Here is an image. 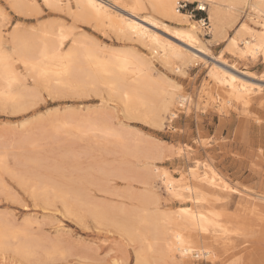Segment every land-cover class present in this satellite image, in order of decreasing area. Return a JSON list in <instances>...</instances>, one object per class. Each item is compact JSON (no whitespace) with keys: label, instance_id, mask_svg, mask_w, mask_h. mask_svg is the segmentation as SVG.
Here are the masks:
<instances>
[{"label":"bare ground","instance_id":"obj_1","mask_svg":"<svg viewBox=\"0 0 264 264\" xmlns=\"http://www.w3.org/2000/svg\"><path fill=\"white\" fill-rule=\"evenodd\" d=\"M4 1L8 6L15 5L10 8L18 15L40 14L35 0ZM41 1L50 10L64 12L72 22H38L39 25L34 29L24 28L23 24L18 22L13 24L7 36L0 30V110H11L15 113L27 110L36 112L45 97L55 99L73 97L81 100L91 98L93 95L100 97L99 106H102L105 112H101L102 109L93 112L94 108L90 109L91 111L87 108L89 111L86 109V114L83 111L81 114L79 109V112L70 114L67 112L68 107L67 111L60 113L58 111L48 114L47 111L48 116L39 117L31 125L28 124L32 120L28 123L25 121L26 125L20 122L21 128L25 127L20 138H11L5 144L0 141V193L12 201H17V193L10 189L7 177L28 194L34 201L32 202L36 203L35 206L39 205L45 210H57L59 204L67 217L74 218L81 225L85 224L87 218H91L96 227H110L122 239L135 244V261L143 264L158 262L196 264L194 260L211 256L214 247H226L231 241L228 242L229 235L239 228L245 227L244 229L249 231L251 226L247 229L246 219L239 218L240 216L236 223L238 229L233 227L232 222L238 220L235 216L237 212L234 214L227 212L224 208V198L229 190L234 191V188L212 164L195 160L193 165L179 171L177 176H173L167 168H157L153 160L160 158L163 148L158 146L154 149L155 153L145 150L142 147V138L119 129L120 122L117 125L112 122L113 118L108 114L110 110L106 107L109 100L114 101L120 105L124 118L161 129L166 114H170L171 118L177 115L172 108L177 106L175 104L187 103L189 96L184 95V92L182 94L177 83L170 82L164 75H154L151 57L155 56L163 65L177 71L175 73L182 72L184 75L183 69L189 63L202 59V55L214 59L208 66L207 77L217 90L221 91L224 103H240L242 107H248L253 102H258L255 103L257 106L264 104L263 85L250 81L248 78L252 76L238 70L235 64L226 65L222 55L223 51H228L240 59L246 57L255 59L259 55L264 59V0H182L188 3L197 2L200 8L205 9L212 42L224 41V47L218 56H213L202 42L200 33L203 31L201 28L203 21L191 19L188 13L177 9L181 0ZM118 8L125 13H121ZM0 12L3 13L0 15L1 26L7 14L2 8ZM140 13L142 14L139 15ZM240 16L247 17L248 21L243 19L237 22ZM159 18L181 25L180 28H174L171 33L185 46L167 41L150 29V26L154 28L158 25L168 28V24L160 22ZM76 23H86L94 29L98 28L97 30L108 29L117 38L144 46L151 56L145 57L131 47L129 49L132 50L126 47L107 49V46L90 38L84 31L76 32L78 27ZM230 28L231 34L228 33ZM226 66L229 69H226ZM45 143H48L46 146L49 147V143L52 146L53 143L54 146L55 143H62L66 151L65 153L63 151L64 154L61 153L60 161L67 159L69 162L70 159L72 164L66 168L59 159H56L59 162L54 165L46 163L48 162L46 158L44 159L46 162L42 160L44 156L39 151L45 149ZM59 144L56 145L59 147ZM17 149L20 152L18 158L23 157V160L22 158L19 161L14 160L13 154ZM96 149L114 152L119 159L117 168L115 166V169L107 171L104 169L107 168V164L103 165L101 162L104 168L98 167L96 163L83 168V160L80 161V158L91 155ZM33 151L43 157L40 159ZM60 151L61 149L57 152ZM181 152L178 146L176 153ZM94 154L96 156V153ZM98 158L101 159V156ZM131 171L137 176H133ZM113 176L129 183L136 181L143 185L141 193L130 194L131 199L135 198L133 199L136 201L135 205L129 208L122 204L110 206L106 205L105 201L101 203L94 198L91 187L97 186L96 179L106 178L105 181L108 182L105 186L96 187L97 191L106 194L110 190L109 178ZM157 184L163 185L170 197L182 204L174 212L154 211L157 210L158 204V194L155 190ZM111 189L113 190L112 187ZM256 198L264 200L262 195ZM20 204L23 207V202ZM250 205L251 213L256 219H260L258 222L263 225L264 211L260 201L257 202L255 199ZM2 216L1 214L0 256L7 253L9 255L11 252L12 256L15 255L22 261L34 260L42 264L47 261L58 262L66 256V252L70 253L72 248L64 246L69 250L66 251L59 242L63 240L60 237L57 240V237L49 239L47 236H40L39 233H36L39 236L36 235L33 230L35 222L28 220L31 216L24 221L23 216L21 221L24 223L20 221L22 224L16 223L11 217L12 221L3 219ZM232 245L228 248L232 249L233 247L230 248ZM224 250L226 252V248ZM182 251L187 254L182 255ZM213 261L214 259L211 260Z\"/></svg>","mask_w":264,"mask_h":264},{"label":"rangeland","instance_id":"obj_2","mask_svg":"<svg viewBox=\"0 0 264 264\" xmlns=\"http://www.w3.org/2000/svg\"><path fill=\"white\" fill-rule=\"evenodd\" d=\"M35 1L37 2V5L40 9V14L36 16H23L15 13L10 7H8V4L4 0H0V8H2L7 14L6 18L2 20L3 23L0 26L1 33L4 36H7L13 24L18 22L21 25L23 24L22 26L24 28H31V29L36 28L39 25L38 22L39 23H44L47 21L49 22L63 21L64 23L72 22L69 16H67L64 12L54 11L52 9L50 10L47 6L43 4L41 0H35ZM188 5L189 6L187 7V10L186 11L182 10V12L188 13L191 19L199 20V18L205 15L197 11L190 13L188 10H190L193 6H195V4L194 3L191 4L190 2V4ZM117 10L119 11L121 10L120 11L121 13H125L120 8H118ZM247 12L248 11H246V14ZM141 14L142 13H140L139 15ZM245 16L238 17L237 22L242 21L243 19H245V21H248L247 20L248 18ZM159 20H161L160 22H164L168 24V28L170 30L168 28L165 29L162 24H160L162 26L158 25L157 26L158 28L157 27L153 28L152 26H150L151 27L150 29L154 33L156 32L157 35L159 34L161 38L163 39L166 38L165 40L167 41L169 40L172 42H177V44H180L181 41L175 39V37L171 32H173L174 28H180L181 25H178V23H174L172 21L164 20L162 18H159ZM81 24L76 23V25L78 26L76 32L84 31L86 34L89 35L90 38L96 40L97 42H99L104 46H107L106 47L107 49L109 47L110 49H119L120 47V49L128 48V50H132L129 49L131 47V48H135L133 49L134 51L139 52L141 55L145 57L151 56L149 52L144 48V46H141L136 42H130V41L127 42L126 40L117 38L108 29L97 30L98 28L94 29L89 24L86 23H81ZM201 28L203 30L202 33H200L202 42L206 45L208 49H210V52L213 56H218L221 53L222 48L224 47V41L218 43L214 41L212 42L209 32L207 33L202 26ZM228 33L230 34L232 33L231 28L228 30ZM169 34H171L172 36ZM180 45L185 46V44L183 43H181ZM222 55L226 62V65L235 64L238 70H240L241 72H247V74H250L252 76V78H248L250 79V81L261 84L264 87V59L260 55L257 56L255 59H251L249 57L240 59L228 51H223ZM201 57L202 59L195 61L193 63H189L188 64L189 66L187 65V67L183 69L184 70L183 72L185 73V74L183 73L184 75L181 74L182 72L175 73L177 71L174 70L172 71L171 68L169 69L167 66L163 65L161 62L157 60L155 56L151 57L154 75H162V76L164 75L165 78L170 82L177 83V86H179L180 91H182V94L185 93L184 95L189 96V101L187 103L183 105L175 104L177 106H174L172 108V111H174L175 114L177 115L171 118L170 114H166L165 116L166 119H164V123L161 129L156 127L154 128V126L151 127V125L144 124L137 120L124 118L122 115L123 113H121L122 111L120 105H118L114 101L111 102V100H109L111 103L108 101L107 103L108 107H106V109H109L110 111L106 110V112L108 111V114L112 116L113 118L112 122L114 124L117 125L120 122L122 126L119 125V129L129 132L131 133V135H135V134L136 136L139 135L138 137L142 138L143 140L142 147L145 150H150L152 153H155L156 151L154 149L157 148L158 146L163 148V151L160 154V158L153 160V164L157 168L159 169L167 168L168 170H170L173 176H177L179 171H183L187 168V166L193 165L195 160L204 163H210L218 171V173L223 178H225V180L230 184V186L234 188V191L230 189L228 195L224 198L225 201L224 208H226L227 212L230 211V213L233 214L237 212V215L235 214V216L238 220H236V222L235 221L232 222L234 223L233 224L234 228L238 229L237 227L238 224L236 223H238L239 218L242 217L243 219L244 218L246 219V223L248 224V227L246 226L247 229L250 226L251 227L248 229L249 231L244 229L245 227H242L241 229L239 228V230H236L235 233L230 234L231 236L229 235L228 242L230 240L231 241L228 243L226 247H219V246L214 247L213 251L211 252V256L210 255L207 256V258L209 257L208 258L209 262L207 261V258L205 259L200 258L199 260H194L196 264L197 263L198 264H264V223L263 225H261V222H258L260 221V219L259 220L256 219L250 210L251 208L250 204L254 202L256 199L257 202L260 201L262 209L264 211V200H260L259 198H256V196L259 195L264 196V104H258L260 106L259 107L257 106V104H255L258 102H253L248 107H242L240 103H233V102H231L230 104L224 103L223 101L224 97L222 96L221 91L217 90L216 86L212 82H210L211 80L208 79L207 77L208 66L214 61V59L209 58L207 55H202ZM225 68L227 69L228 67L226 66ZM208 91L209 93H207L208 94L207 95L206 92ZM198 97L199 100L200 98L203 99L199 101ZM44 101L40 103L39 105L40 108L36 112L27 110V111L15 113L12 112L11 110H5V111L0 110V137H1L0 139L6 141L4 142L3 140H0L2 141V144L7 143V141L10 140L11 138L14 139L20 138V136L23 135L25 129V127L21 128L20 124L22 123V125L23 124L26 125V123L32 120L28 124L31 125V123L37 121L39 117H43L44 115H45L44 117H46L47 111L48 114H51V112L56 113L59 111L60 113L62 111L65 112L69 109V111L67 112L73 114V112H76L79 109V111L81 110L80 111L81 114L83 112L84 114H86L88 109L92 110L94 108L93 112L96 111V109L98 112H99L98 109H102L101 112L102 111L105 112V110H103V107L99 106L100 97L97 96L94 97L93 95H91V98L90 97L83 99L81 98V100L73 97L72 98L65 97L61 99L60 98L55 99L54 97H50V98L45 97ZM70 107L73 109H71ZM70 109L72 111H70ZM74 109L75 111H73ZM25 121L27 122L25 123ZM51 143H49L50 147L46 146L48 143H45L44 144L45 146L43 145L45 148L44 150L43 149L41 151L35 150V152L39 151V153L44 157L41 155L40 157L39 154L35 153L34 151L33 152L40 159L43 157L42 160L46 158V160L48 161L46 162V160H44L46 163L54 165L55 163H58L60 161L61 159L60 155H62L61 153H63V151L65 153L66 147L62 143L60 144L55 143V146L54 143L53 146ZM56 144L57 145L59 144V147ZM178 146L182 151L180 154L176 153L178 150ZM46 149H48L51 152H48ZM59 149H61L60 153L57 152L59 151ZM45 150L47 153L45 152ZM53 150L55 153L53 152ZM100 150L102 149H96L93 151L94 153H96V156L93 152H91L92 156L87 155L83 158H80V161L83 160L82 167L84 168L87 167V165L89 166L90 164L96 163L98 167L99 166L103 167V165L107 164L106 165L107 168H104L105 166L103 167L105 170L107 169V171L115 169V166L117 168L118 166L117 162H119L118 156L116 157L114 152L112 151L105 152L104 149L102 151ZM28 153L30 154V152ZM48 153L49 156H47ZM35 154L32 155L35 156ZM104 154H108L109 156ZM184 155H186L187 158H185ZM19 156H20V152L19 149H17L15 154H13L14 160L19 161V159L21 160V158L23 160V157L18 158ZM55 156L57 157L53 159ZM99 156H101V159L98 158ZM49 157H51L50 160H48ZM51 159H53L52 162ZM56 159H59V161ZM68 161L69 162H67V159H63L60 162L64 167L66 165L67 168L72 164V161H70V159ZM65 162L67 164H64ZM100 162L103 165L100 164ZM131 172L133 176H137L134 171ZM113 177L109 178L108 187L110 188V190L109 192H106L107 195L104 192L101 193V191L99 190L97 191L96 189V187L106 185L105 183L108 182L105 181L106 178H97L98 180L96 179L97 186L91 187L92 192L94 194V198L101 203L105 201V204L107 203L106 205L109 204L110 206L112 205L120 206V204H122L123 206L127 205V207L129 208L131 205H135L136 202L134 201L135 198H133L132 196L134 200L131 199L130 194L141 193L142 191L141 187L143 185H140L136 181H130L129 183L125 180L119 179L118 177L116 178L115 176ZM6 180L10 189L11 190L13 189L12 192L17 193L16 194L17 201H12V199L5 197L3 193H0V216L2 214L4 216V217L2 216L3 219L6 220H10L12 218L13 221H15L18 224L24 223L23 221L27 220L28 217L31 216L30 217L31 219L29 218L28 220L29 221L31 220L32 223L35 222V224H33V230L35 231L34 232L35 234L39 233L40 236L42 237L47 236V238L49 239H53L57 237V240H59L60 237V239H63L61 240L62 242L59 240L63 248L65 247H68V249L70 247L72 248L70 249L71 250L70 253L66 252V256H64L62 259L60 258L61 260L57 259L59 260L58 262L51 261L50 263V261H47L42 264H120V263L143 264L142 262L138 263L135 261V256H134V249L136 247L135 244L134 243L131 244L132 242L128 243L127 241H125V239H122L114 230H113L114 232L112 231V228L96 227L95 224L92 222L91 218H87L88 220L86 219L87 221H85V224L81 225L74 218L72 217L70 218V216L67 217L68 215L66 216L63 213V211H61L62 209L60 208L59 204H57V208H58L57 210H52V209L45 210L42 209V207L39 205L35 206L36 203H33L34 201L28 196V194L23 192L22 189H20V187L17 184L11 182V180L7 177ZM127 186H129V188ZM111 187L113 188L114 192L111 189ZM155 190L158 194V204H157L158 206L156 205L157 210H154L153 208L152 210L157 211L158 213H162V212L170 213V212H174V210L178 206L182 205L176 199L170 197L169 193L164 189L163 185L157 184ZM122 191L123 192L126 191L127 193L126 192L122 193ZM238 191L239 193H236ZM244 191H246V193ZM115 192L116 194L114 195ZM125 193L127 194V196ZM241 198L244 200L245 203ZM22 202L24 208L22 207V204H20ZM24 204L26 207L24 206ZM231 209L235 211L233 212ZM23 216H25V219H23ZM238 216L240 217L238 218ZM8 217L9 219H7ZM12 219L10 221H12ZM21 219H23V221H21ZM263 221H264V212H263ZM256 223L258 225H256ZM37 224L40 225L38 226ZM251 224L254 225L252 226ZM99 230L102 231L100 232ZM41 233H43V235ZM39 234L36 235L39 236ZM243 240L244 242H242ZM230 245H232L230 247V248L233 247L232 249L228 248ZM224 248H226V252ZM65 249L66 251L68 250L67 248ZM9 253H10L9 255L7 253L4 256L3 255L0 256V264H27V263L31 264V262L34 261V260L22 261L21 259H18V257H16L15 255L12 256L11 252ZM212 256L215 257L213 258ZM212 258L214 259L213 262H211V260H213ZM226 260H228L227 263ZM36 263L37 262L34 261V264ZM144 264H148V263H144ZM150 264H155V263H150ZM156 264H185V263L158 262Z\"/></svg>","mask_w":264,"mask_h":264},{"label":"built area","instance_id":"obj_3","mask_svg":"<svg viewBox=\"0 0 264 264\" xmlns=\"http://www.w3.org/2000/svg\"><path fill=\"white\" fill-rule=\"evenodd\" d=\"M194 4H195V6H193L190 10H188L190 13H193L194 11H197V12H201V13H203V14H205L203 17H201V18H199V20H202L203 21V27H204V29L206 30V32L208 33V31H209V29H208V25H209V22H208V16H207V14H206V11H205V9L204 8H200L199 6H198V3L197 2H193ZM193 3H191V4H193ZM188 4H190V3H188V2H186V1H179L178 2V7H177V9L178 10H180V11H186L187 10V7L189 6ZM192 15V14H191Z\"/></svg>","mask_w":264,"mask_h":264},{"label":"snow or ice","instance_id":"obj_4","mask_svg":"<svg viewBox=\"0 0 264 264\" xmlns=\"http://www.w3.org/2000/svg\"><path fill=\"white\" fill-rule=\"evenodd\" d=\"M49 7H51V5H48ZM8 7H15V5H9ZM3 13L0 12V15H2ZM17 27H19V25H17ZM182 255H186L187 253L185 251L181 252Z\"/></svg>","mask_w":264,"mask_h":264}]
</instances>
